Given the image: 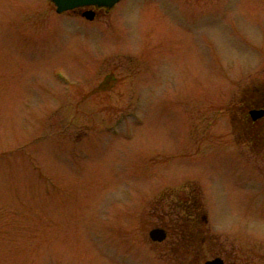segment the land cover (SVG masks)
Returning a JSON list of instances; mask_svg holds the SVG:
<instances>
[{"label":"rangeland","instance_id":"rangeland-1","mask_svg":"<svg viewBox=\"0 0 264 264\" xmlns=\"http://www.w3.org/2000/svg\"><path fill=\"white\" fill-rule=\"evenodd\" d=\"M261 96L264 0H0V264H260Z\"/></svg>","mask_w":264,"mask_h":264},{"label":"flooded vegetation","instance_id":"flooded-vegetation-1","mask_svg":"<svg viewBox=\"0 0 264 264\" xmlns=\"http://www.w3.org/2000/svg\"><path fill=\"white\" fill-rule=\"evenodd\" d=\"M115 6H113L112 8L81 7V8H76V9L71 10V11L64 12L60 15L71 14L73 16H77L79 18L87 20L86 17L84 16V13L88 10H91L94 12V19L92 21H95V20H98L102 17H107L110 14V12L112 10H114ZM87 21H89V20H87ZM248 99H250V98H248ZM248 99H244L245 103H243V105L245 104L244 106H246V110L244 112L243 117H241L238 120H230V126L233 125V126H235V128H240L239 133L236 134L235 137L238 138L239 140H241L240 143H244L245 146L253 145L254 142H256V140H258V138L260 137V134L264 133V97H262V96H261V98L257 97L255 99L257 101V103L252 102L253 98L250 100H248ZM252 110H263V114L260 118L254 119L253 116L251 115ZM243 138H245V139L243 140ZM239 153L241 154L242 157H245L241 150L239 151ZM165 213L166 212L164 210L160 211V219L161 220L164 219V216L166 217ZM201 218H202L201 222L207 223V216L202 215ZM189 219L195 220L196 217L191 215V216H189ZM196 222H198V219L196 220ZM155 228L165 229L166 233H167L166 239L168 238V231L165 227L158 226ZM197 231L199 232L200 229L198 228ZM182 238H188L189 239L190 237L187 235L186 236L183 235ZM204 242L205 241H203V243ZM154 243H159V242H154ZM187 244H189V243H187ZM203 248H204L203 246H199V247H197V251L200 252ZM190 250H193L192 247H190ZM224 253H225V256L223 258L220 257L223 259L224 264H248V261L246 259H244L242 254L237 253V250L234 247L228 246L226 248V251H224ZM216 257H219V256H216ZM216 257H214V258H216ZM260 264H264V258L261 259Z\"/></svg>","mask_w":264,"mask_h":264},{"label":"water","instance_id":"water-1","mask_svg":"<svg viewBox=\"0 0 264 264\" xmlns=\"http://www.w3.org/2000/svg\"><path fill=\"white\" fill-rule=\"evenodd\" d=\"M55 6L57 13H63L65 11L74 10L81 7H105L112 8L120 0H50ZM84 16L88 20L94 19V12L88 10L84 13ZM263 114V110H252L251 115L254 119L260 118ZM150 239L155 242H162L166 239L167 233L163 228H153L149 232ZM205 264H224L223 259L216 257L211 260H207Z\"/></svg>","mask_w":264,"mask_h":264}]
</instances>
